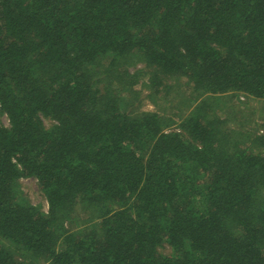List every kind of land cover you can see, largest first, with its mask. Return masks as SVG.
Here are the masks:
<instances>
[{
	"label": "trees",
	"instance_id": "16d2710c",
	"mask_svg": "<svg viewBox=\"0 0 264 264\" xmlns=\"http://www.w3.org/2000/svg\"><path fill=\"white\" fill-rule=\"evenodd\" d=\"M138 64L193 108L133 111ZM225 94L264 100V0H0V264H264V126Z\"/></svg>",
	"mask_w": 264,
	"mask_h": 264
},
{
	"label": "rangeland",
	"instance_id": "374dc122",
	"mask_svg": "<svg viewBox=\"0 0 264 264\" xmlns=\"http://www.w3.org/2000/svg\"><path fill=\"white\" fill-rule=\"evenodd\" d=\"M135 70H141L142 74H140L138 86L135 87L139 91V96L138 100L134 102L135 104L131 106L133 111L158 112L160 115L173 117L177 122V115L179 117L184 116L193 108L194 104H189L191 91L187 89L184 83L177 84L178 87L175 85L168 95L157 97L147 87L148 76L143 64H138L129 69L130 72ZM201 99H209L211 104L221 107L220 115L228 119V125L233 129L244 132L246 130H261L264 126V100L248 98L239 94H225L215 97L207 95ZM177 109L180 114H177ZM0 123L3 126H8L7 118L4 115H0ZM43 124L45 127H49L51 122L43 119ZM19 182L21 191L28 201L41 211L46 212V200L40 192L36 180L26 177L20 178ZM78 213H82V209L78 210ZM163 252L168 253L169 251L163 250Z\"/></svg>",
	"mask_w": 264,
	"mask_h": 264
}]
</instances>
